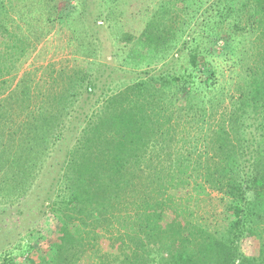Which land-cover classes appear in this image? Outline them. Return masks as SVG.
<instances>
[{"label": "trees", "instance_id": "trees-1", "mask_svg": "<svg viewBox=\"0 0 264 264\" xmlns=\"http://www.w3.org/2000/svg\"><path fill=\"white\" fill-rule=\"evenodd\" d=\"M61 1L0 0V264H264V0H164L135 36ZM38 20L90 67L23 69Z\"/></svg>", "mask_w": 264, "mask_h": 264}, {"label": "rangeland", "instance_id": "rangeland-1", "mask_svg": "<svg viewBox=\"0 0 264 264\" xmlns=\"http://www.w3.org/2000/svg\"><path fill=\"white\" fill-rule=\"evenodd\" d=\"M90 1L92 3L95 2L93 4L96 5L93 8L91 7V11H94V13L90 18V20L92 19L90 24H92V27L98 29L101 27V22L99 19H97V16L100 15V17L103 18L104 14L107 12V9L104 8V6L100 4L98 0ZM162 1L164 0H118L117 2L110 4V9L108 7V12L113 13L114 21H116L124 31L126 30L135 36L143 28L146 20L152 14L154 9ZM56 5L57 7H61L64 5V3L61 0H56ZM94 19L97 20L96 23H93ZM41 22H43V20ZM33 24L38 26L41 23L38 20L33 21ZM39 28L43 32L49 31V33L36 45L35 50L30 54L23 69L28 70L41 66H50L54 67L55 69L66 67L88 69L90 67V60H84L80 57V55L75 53L72 36L65 27L59 26V24H55L54 27L48 24H41ZM106 33L107 32L104 31L103 34L107 36L108 34ZM113 65H115V63ZM214 66L220 75V80H222V77H227L228 73L226 71L225 64L221 59H214ZM201 206H203V210L201 212V215L203 216H205V210L211 211L212 207L214 210H216L217 214L221 212V203L219 202V198L216 194H211V197ZM46 227L44 224L41 225L42 229H47ZM47 232L48 230L46 231V236H48ZM22 237L23 236H21V238ZM256 245V241L252 239L246 241L243 244V248L247 249L248 251H252L255 254L254 251Z\"/></svg>", "mask_w": 264, "mask_h": 264}]
</instances>
